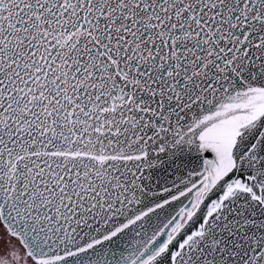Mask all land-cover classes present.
<instances>
[{
    "label": "snow or ice",
    "instance_id": "obj_1",
    "mask_svg": "<svg viewBox=\"0 0 264 264\" xmlns=\"http://www.w3.org/2000/svg\"><path fill=\"white\" fill-rule=\"evenodd\" d=\"M0 264H264V0H0Z\"/></svg>",
    "mask_w": 264,
    "mask_h": 264
}]
</instances>
